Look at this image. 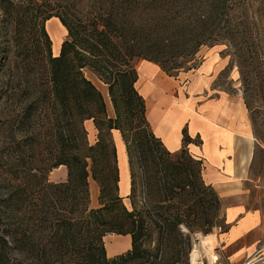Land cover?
Returning <instances> with one entry per match:
<instances>
[{"label":"trees","instance_id":"trees-1","mask_svg":"<svg viewBox=\"0 0 264 264\" xmlns=\"http://www.w3.org/2000/svg\"><path fill=\"white\" fill-rule=\"evenodd\" d=\"M249 1L28 0L24 7L0 0L18 45L30 30L47 63L56 127L54 140L43 139L44 177L33 173V187L8 198L17 201L19 216L0 209V264H190L197 234L230 229L223 201L204 177L205 159L189 149L203 144L200 135L196 141L184 127L181 147L167 148L148 120L135 61L154 62L176 76L195 68L204 47L249 45ZM230 4H239L234 13ZM53 17L68 31L57 56L46 29ZM30 51L20 50L25 56ZM90 119L98 130L95 144L84 125ZM113 130L120 131L127 151L126 198ZM35 144H42L39 136ZM60 166L67 167L66 181H49ZM90 179L99 187L96 207ZM112 233L129 235L131 248L110 258L104 238Z\"/></svg>","mask_w":264,"mask_h":264},{"label":"rangeland","instance_id":"rangeland-1","mask_svg":"<svg viewBox=\"0 0 264 264\" xmlns=\"http://www.w3.org/2000/svg\"><path fill=\"white\" fill-rule=\"evenodd\" d=\"M12 1L18 6L28 5V0ZM34 1L42 4L55 0ZM2 5H0V209L7 210L8 216L11 213V217H18L17 201L8 198L19 196L29 185L32 188V181L35 180L31 177L33 173L44 177L42 171L44 164L40 162L46 157L43 139L54 140L56 127L53 125L54 101L52 94L49 93L51 86L47 63L37 53L39 50L35 48V37L30 30L23 33L21 37L23 42L18 45L15 40L18 35L14 22L11 17L5 15ZM238 5L233 7L231 5L230 11L234 13ZM242 14L243 10L240 9L239 15ZM245 14L249 16L251 22L249 25L253 32L251 38L253 42L245 47L240 46L234 50L235 48L227 43L204 47L194 64L195 68L181 69L176 76H168L154 62L142 58L135 61L140 79L138 85L141 92L148 96L145 100L152 129L162 134L165 116L175 118V123L177 121L179 123V134L175 136L178 149L182 143L184 127L188 128L189 134L196 141L200 135L203 144L200 146L191 144L189 149L195 156L205 159L204 177L208 183L214 185L221 197L226 221L231 210L235 212V216L231 218L233 222L244 213L252 211L264 213V33H262L264 0H250ZM67 35L68 31L60 37L61 46ZM61 46L55 53L52 49L54 56L60 54ZM22 48L32 51L25 56L20 52ZM196 81H201L203 85L194 86ZM221 100L224 102L222 106ZM245 100L250 105V111L245 105ZM238 103L245 105V113L252 130L255 126L257 134L253 130L256 141L255 154L244 178L229 180L221 173V120L230 124L232 122L230 116L236 112ZM108 111L113 115L111 104ZM84 125L90 144H95L98 130L92 119L86 120ZM112 133L116 146L120 144L124 149L121 157L122 166L126 168L124 165L126 159L129 169L126 146L121 133L119 130H113ZM37 136L42 139V144H35ZM67 173L66 166L55 168L48 174L49 181H66ZM129 193L130 191L127 193L126 187L121 184L120 170V194L126 198ZM98 196L99 187L90 179L91 207L98 206ZM125 201L129 202L127 199ZM260 231L264 238V227ZM213 234L216 239L212 252L218 255L217 262L210 261L209 252L201 243L203 240L201 234H197L193 239V247L200 253V264H221V256L224 259L222 264H227L229 261L226 255H233V251L240 245L243 252L241 264L245 263L246 250L250 246L253 247L257 258L254 264H264V239L253 243L245 238L226 248L221 239L220 229H215ZM104 242L110 258L131 248L129 235L107 234Z\"/></svg>","mask_w":264,"mask_h":264},{"label":"crops","instance_id":"crops-1","mask_svg":"<svg viewBox=\"0 0 264 264\" xmlns=\"http://www.w3.org/2000/svg\"><path fill=\"white\" fill-rule=\"evenodd\" d=\"M160 70L162 71L161 68ZM139 82L140 79L138 76V81L136 86L139 92L144 96V98L148 97L146 96L147 94L141 92L140 87L138 85ZM196 85L198 86L203 84L201 81H196L194 86ZM223 104L224 102L221 100V106ZM147 117H148V109H147ZM174 119L175 118H173L172 116H167V115L165 116L164 128L162 130V134H158L153 130L155 134L163 140L164 144L171 151H175L176 149H178L177 148L178 143L176 141V137L179 134V123L178 121L175 123ZM221 121H222L221 145H220L221 173L226 179L229 180L243 179L244 176L248 173L249 165L254 158V154H255L254 148L256 142L254 135L250 137L247 134H242L238 131H229L228 130L229 122L224 123L223 120ZM176 125L178 126V130L177 132H173L172 129ZM233 216H235V212L231 210V213H229L227 216L228 218L227 223H229L231 227L227 232L221 233V239H223V244L225 245L226 248L241 242L245 238L249 239L253 243L264 239L260 231L262 227H264V213H262L261 211H252V212L244 213L243 215L238 216L237 220L234 222L233 220H231ZM241 248L242 245H240L237 250L233 251V255L225 254L227 256L226 257L227 260L229 261V262L227 261L228 262L227 264H241V260L243 256V252ZM223 260L224 259H222L221 256V264Z\"/></svg>","mask_w":264,"mask_h":264},{"label":"bare ground","instance_id":"bare-ground-1","mask_svg":"<svg viewBox=\"0 0 264 264\" xmlns=\"http://www.w3.org/2000/svg\"><path fill=\"white\" fill-rule=\"evenodd\" d=\"M46 28L49 32V35L52 39V49L55 53L56 51H59L61 46V40L60 37L67 33L66 27L60 22V20L56 17H53L49 19L46 22ZM230 119L232 122L228 125L229 131H238L242 134H247L248 136H253L252 128L250 127L248 117L245 113V105L242 103L237 104V110L236 112H233L230 116ZM173 132H177L178 126L173 127ZM118 156H119V166L121 170V184L123 187H126V192L128 193L130 191V176H129V169L127 167L126 159H125V167L122 166L121 157L124 153L123 147L118 144ZM124 158H126V155H124ZM215 235L214 234H208L203 236L202 245L206 248V250L209 252L210 261L217 262L219 259L218 255L216 253L212 252L214 242H215ZM255 251L253 250V247L250 246L246 250V261L244 264H254L257 260L255 257ZM190 264H200V253L199 250L195 247H193L191 251V260Z\"/></svg>","mask_w":264,"mask_h":264},{"label":"water","instance_id":"water-1","mask_svg":"<svg viewBox=\"0 0 264 264\" xmlns=\"http://www.w3.org/2000/svg\"><path fill=\"white\" fill-rule=\"evenodd\" d=\"M201 236L203 237L204 235L201 234ZM190 260H191V254H190Z\"/></svg>","mask_w":264,"mask_h":264}]
</instances>
